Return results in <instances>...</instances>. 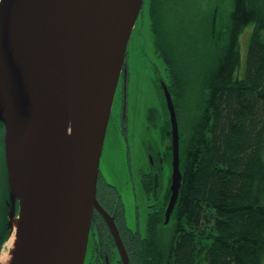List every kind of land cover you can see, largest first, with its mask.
<instances>
[{
  "label": "water",
  "instance_id": "1",
  "mask_svg": "<svg viewBox=\"0 0 264 264\" xmlns=\"http://www.w3.org/2000/svg\"><path fill=\"white\" fill-rule=\"evenodd\" d=\"M143 0H0V133L6 199L0 224L19 215L13 264H83L94 209L124 264L112 216L96 196L100 156L117 84L125 117L128 41ZM168 115L167 224L181 186L179 128L171 93L158 79ZM38 135L30 164L15 148ZM2 232L0 230V239Z\"/></svg>",
  "mask_w": 264,
  "mask_h": 264
},
{
  "label": "trees",
  "instance_id": "2",
  "mask_svg": "<svg viewBox=\"0 0 264 264\" xmlns=\"http://www.w3.org/2000/svg\"><path fill=\"white\" fill-rule=\"evenodd\" d=\"M147 1L159 41L155 51L166 66L165 81L178 115L186 81L161 41L160 0ZM250 23L245 67L240 69L239 36ZM223 33L220 42L215 39L211 67L201 76L204 95L186 126L170 232L164 237V205L157 203L146 215L145 233L137 236V244L133 238L127 242L131 264H264V0H233ZM147 120L163 131L164 140L167 114L159 124V112L152 107ZM4 175L7 188L5 168ZM101 183L120 206L114 185ZM144 185L151 190L152 179L146 177ZM0 230L1 246L9 229L0 224Z\"/></svg>",
  "mask_w": 264,
  "mask_h": 264
},
{
  "label": "rangeland",
  "instance_id": "3",
  "mask_svg": "<svg viewBox=\"0 0 264 264\" xmlns=\"http://www.w3.org/2000/svg\"><path fill=\"white\" fill-rule=\"evenodd\" d=\"M147 3V0L146 3L143 0L142 11L132 29L124 59L127 70L126 121L124 122L122 116L124 90L121 77L115 91L100 156V169L103 177L117 186L116 188L123 194L127 208L129 202H132L133 207L136 205L135 185L140 190L138 176L139 168L143 167L147 161L145 150L150 145L162 149L165 143H170V137L167 135L164 142L161 141L163 131L158 128L155 129L156 125L153 124L152 129L147 128V115L152 107L159 112V124H162L166 119L165 102L158 89V79L162 78L165 81L168 74L164 61L155 51V42L159 41L153 35L150 26ZM232 3L233 0H160L161 28L164 33L161 41L170 51L169 55L176 62L178 72L180 74L182 72L186 81V92L183 98L178 100L177 119L179 131L182 132L180 134V150L185 148L183 139L187 135L186 126L204 95L201 86L202 73L212 65L214 48H216L215 39L220 42L223 38ZM252 26V23L246 25L245 30L243 29L239 36L240 69L245 67V55ZM211 27L213 28L211 29ZM205 46L209 47V55ZM122 123H124V128ZM1 134L0 218H3L6 189ZM128 164L130 172L127 167ZM130 174L134 182L132 179L130 180ZM167 181L168 178L165 180L164 186L166 183L168 184ZM139 195L141 200L139 228L144 234L146 227L145 212L149 209V203L146 202L141 190ZM162 231L164 237L169 234V223L162 226Z\"/></svg>",
  "mask_w": 264,
  "mask_h": 264
},
{
  "label": "flooded vegetation",
  "instance_id": "4",
  "mask_svg": "<svg viewBox=\"0 0 264 264\" xmlns=\"http://www.w3.org/2000/svg\"><path fill=\"white\" fill-rule=\"evenodd\" d=\"M123 82V81H122ZM123 87V83H122ZM124 102V101H123ZM124 118V122L126 118ZM154 124V121H153ZM147 122V128L152 129V125ZM124 128V123H122ZM146 129V130H148ZM156 129V127H155ZM167 137L169 136L168 131H166ZM170 137V136H169ZM165 140V137H164ZM161 139V141L164 142ZM146 148V147H145ZM179 150H180V138H179ZM180 153V152H179ZM145 155L147 161L143 164V167L139 168V186L141 193L143 192L145 196V200L149 206V209L146 210V215L149 211L154 210L155 205L159 203L160 206L164 205L163 213L165 211L167 205V186H164L165 180L169 182V174H170V143H165L162 149L154 148L150 145L145 150ZM129 172L130 167L127 165ZM169 170V172H168ZM101 173V171H100ZM97 179V189L96 196L99 203L102 207L112 216L114 220V224L117 228L122 247L127 255L128 263L131 264L130 261V248L127 245L128 240L130 241L133 238V244H137V236L141 234L139 225H140V206L141 200L139 195V187L135 185L136 191V205L133 207L132 202L128 203V208L126 202L124 201L123 194L119 192L116 188L117 186L111 182L104 180L103 177L100 178V174ZM149 177L152 179V187L151 190L146 189V185H144V179ZM134 179L130 174V180ZM114 185L112 186L117 194L120 196L121 205L117 204L116 200H113L112 197L109 196L111 194V190L103 183ZM127 184V183H126ZM139 195V197H138ZM139 204V205H137ZM134 210V211H133ZM131 233L133 236H130ZM83 264H124L122 260V256L118 247V244L112 235L105 219L103 216L94 209L91 219V225L89 230V237L87 242V249L85 254V259Z\"/></svg>",
  "mask_w": 264,
  "mask_h": 264
},
{
  "label": "bare ground",
  "instance_id": "5",
  "mask_svg": "<svg viewBox=\"0 0 264 264\" xmlns=\"http://www.w3.org/2000/svg\"><path fill=\"white\" fill-rule=\"evenodd\" d=\"M37 127L36 125L30 126L21 137L17 144L15 151L18 157L25 163L30 164L35 145L37 142ZM19 215L12 219L11 232L0 252V264H13L14 253L17 242V234L19 227Z\"/></svg>",
  "mask_w": 264,
  "mask_h": 264
}]
</instances>
